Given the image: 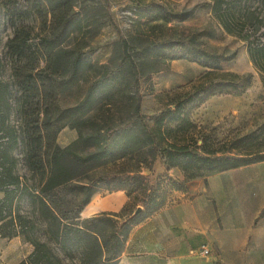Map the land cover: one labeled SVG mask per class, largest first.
I'll list each match as a JSON object with an SVG mask.
<instances>
[{
    "label": "trees",
    "instance_id": "16d2710c",
    "mask_svg": "<svg viewBox=\"0 0 264 264\" xmlns=\"http://www.w3.org/2000/svg\"><path fill=\"white\" fill-rule=\"evenodd\" d=\"M0 5L12 27L4 44V56L10 58V80L1 77L5 63L0 54V236L20 235L33 246L18 264H68L44 241L30 236L33 222L14 207V198L19 195L36 206L50 238L62 249L77 253L79 264H116L131 228L165 203L168 186L184 189L190 179L264 159L263 142L253 137L235 136L224 142L209 135L198 138L185 112L193 98L199 101L246 87L248 76L234 72H226L224 80L210 77L222 70V62L233 54H218L184 40H171L160 43L152 53L144 51L134 58L128 41L121 39L116 62L101 65L81 99L61 107L58 93L74 84L80 70L90 65L83 48L104 25L91 13L92 8L100 6L80 4L78 0H1ZM31 14L39 20V31L23 22ZM73 36L78 40L67 47ZM258 52L263 55L264 44ZM174 59H187L207 68L203 73L206 79L184 100L175 102L169 112V119L180 123L165 126L160 116L151 128L141 111L139 83L143 77L169 69ZM12 112L20 113L19 124L10 121ZM65 126L75 128L77 137L60 146L57 134ZM18 147L27 170L40 174L34 186L15 170L17 157L13 151ZM158 160L165 168L160 183L142 172L151 170ZM94 166H103V171L77 183L75 187L83 197L77 208L65 212L53 191ZM172 168L178 169L183 178L167 180ZM100 188L108 192L123 190L128 199L118 212L81 218L82 208ZM139 205L142 208L134 213Z\"/></svg>",
    "mask_w": 264,
    "mask_h": 264
},
{
    "label": "rangeland",
    "instance_id": "374dc122",
    "mask_svg": "<svg viewBox=\"0 0 264 264\" xmlns=\"http://www.w3.org/2000/svg\"><path fill=\"white\" fill-rule=\"evenodd\" d=\"M1 1V0H0ZM80 4L89 3L100 6L92 8L91 13L103 22L100 31L90 37L83 48L90 65L80 70L77 81L63 88L57 95L61 107L71 106L81 99L88 84L99 74L101 65L116 62L120 53L118 41L126 39L129 51L139 58L144 51L153 52L162 42L184 40L194 46L211 52L233 57L222 62V70L214 71V80L226 79V72L248 76L246 87L232 93L207 96L199 101L192 99L185 108L189 120L197 130V137L209 135L224 142L228 138L246 135L256 138L264 145V53L258 52L264 44V0H78ZM0 54L5 67L1 77L10 80L9 60L4 56L5 41L12 33L7 16L0 5ZM181 13L179 17H172ZM20 21L18 20L17 23ZM35 31L40 30L39 20L31 14L24 18ZM74 37V36H73ZM75 37L66 43L67 47L76 42ZM8 62V64H7ZM167 70L157 71L140 80L142 94L141 111L149 127L154 128L156 119L164 117L165 126H175L180 121L169 119V112L175 102L184 100L195 85L206 78L207 68L187 59H174ZM184 112V114H186ZM21 115L12 112L10 121L20 123ZM184 127V125H182ZM77 137V130L63 127L57 134L60 146L70 144ZM248 140V139H247ZM200 143V139H198ZM17 157L16 172L26 178L29 185L38 183L40 174L27 170L20 147L13 151ZM103 166H94L77 180L53 191L65 212L79 206L83 194L75 187L77 183L88 181L103 171ZM152 181L159 183L165 177L163 166L156 161L151 170L143 169ZM3 193L2 191H0ZM105 188L97 191L106 195ZM15 209L33 222L32 237L44 241L52 251L68 264H79L76 252L62 249L52 240L46 222L40 217L36 206L26 196L14 198ZM69 214V213H68ZM81 218L85 216L80 214ZM6 240L0 236V251ZM29 242V241H28ZM30 243V242H29Z\"/></svg>",
    "mask_w": 264,
    "mask_h": 264
},
{
    "label": "crops",
    "instance_id": "0c3cea01",
    "mask_svg": "<svg viewBox=\"0 0 264 264\" xmlns=\"http://www.w3.org/2000/svg\"><path fill=\"white\" fill-rule=\"evenodd\" d=\"M168 178L183 175L172 168ZM168 187L165 203L133 225L116 264H264V159ZM127 199L123 190L96 193L80 214L118 212ZM1 238L0 264H18L33 249L20 235ZM202 244L207 255L191 253Z\"/></svg>",
    "mask_w": 264,
    "mask_h": 264
},
{
    "label": "built area",
    "instance_id": "2783aa9c",
    "mask_svg": "<svg viewBox=\"0 0 264 264\" xmlns=\"http://www.w3.org/2000/svg\"><path fill=\"white\" fill-rule=\"evenodd\" d=\"M192 254L205 256L209 253V249L205 245H200L197 249L191 250Z\"/></svg>",
    "mask_w": 264,
    "mask_h": 264
},
{
    "label": "water",
    "instance_id": "95a60500",
    "mask_svg": "<svg viewBox=\"0 0 264 264\" xmlns=\"http://www.w3.org/2000/svg\"><path fill=\"white\" fill-rule=\"evenodd\" d=\"M141 208H142V207H141L140 205L137 206L136 209H135V211H134V213H137Z\"/></svg>",
    "mask_w": 264,
    "mask_h": 264
}]
</instances>
